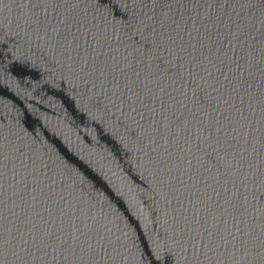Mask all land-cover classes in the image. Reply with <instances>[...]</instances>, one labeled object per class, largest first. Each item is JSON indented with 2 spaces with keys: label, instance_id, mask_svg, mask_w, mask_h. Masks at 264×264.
Listing matches in <instances>:
<instances>
[{
  "label": "water",
  "instance_id": "obj_1",
  "mask_svg": "<svg viewBox=\"0 0 264 264\" xmlns=\"http://www.w3.org/2000/svg\"><path fill=\"white\" fill-rule=\"evenodd\" d=\"M0 264H9V262L0 253Z\"/></svg>",
  "mask_w": 264,
  "mask_h": 264
}]
</instances>
